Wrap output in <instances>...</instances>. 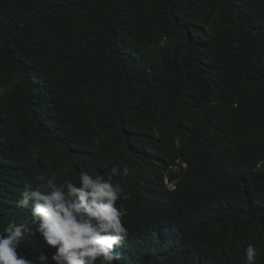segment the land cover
Instances as JSON below:
<instances>
[{"label":"trees","instance_id":"obj_1","mask_svg":"<svg viewBox=\"0 0 264 264\" xmlns=\"http://www.w3.org/2000/svg\"><path fill=\"white\" fill-rule=\"evenodd\" d=\"M124 165L115 264H247L248 244L264 264V0H0V230L29 225L19 255L51 256L26 183Z\"/></svg>","mask_w":264,"mask_h":264},{"label":"clouds","instance_id":"obj_2","mask_svg":"<svg viewBox=\"0 0 264 264\" xmlns=\"http://www.w3.org/2000/svg\"><path fill=\"white\" fill-rule=\"evenodd\" d=\"M129 174V167L124 165L122 170L112 166L106 178L81 171L77 183L71 179L58 182L55 174L36 175V187L26 183L16 204L30 208L35 232L44 247L51 249V256L41 251L32 261L19 255L17 249L32 229L27 223L10 221L0 230V264H115L121 258L115 249L128 233L122 223L126 209L117 207V201L127 196L114 177L123 179ZM164 180L170 189H175L179 181H170L167 176ZM165 231L175 233L171 226L164 227L162 234H167ZM244 259L247 264L257 261L255 245H247Z\"/></svg>","mask_w":264,"mask_h":264}]
</instances>
